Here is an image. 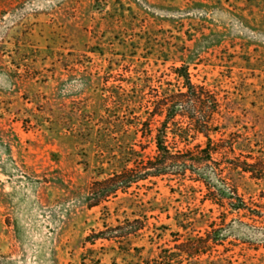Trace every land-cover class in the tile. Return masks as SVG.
I'll use <instances>...</instances> for the list:
<instances>
[{
  "label": "rangeland",
  "instance_id": "obj_1",
  "mask_svg": "<svg viewBox=\"0 0 264 264\" xmlns=\"http://www.w3.org/2000/svg\"><path fill=\"white\" fill-rule=\"evenodd\" d=\"M183 64L224 102L223 177L263 212L223 216L200 256L182 249L229 208L201 181L88 197L155 153L148 111ZM239 161L264 172V0H0V264H264V178Z\"/></svg>",
  "mask_w": 264,
  "mask_h": 264
},
{
  "label": "trees",
  "instance_id": "obj_2",
  "mask_svg": "<svg viewBox=\"0 0 264 264\" xmlns=\"http://www.w3.org/2000/svg\"><path fill=\"white\" fill-rule=\"evenodd\" d=\"M174 69L177 76L183 80L182 85L168 87L162 93L158 89L152 101L153 106L148 111L149 117H159L154 137L155 153L146 158H137L134 166L113 173L108 178L96 180L89 191V206L98 205L110 195H115L118 190L126 191L133 183L149 177L167 175L184 179L188 176L192 180L201 181L207 187V199L220 207L229 205V208L221 211L219 218L222 222L212 221V229L207 231L205 236L197 237L196 240L201 243H191L189 248L182 249L189 255L200 256L211 252L219 243L218 237L214 235L215 226L224 223L223 216L236 212L255 221L263 212L249 205L238 189L227 182L223 177L224 168L214 159V154L234 152L232 143L227 146L223 138L216 139L222 128L220 117L223 116L224 109V102L219 93L205 83L194 82L187 65L183 64ZM143 134L147 135L145 130ZM200 135L205 140L190 146L191 139L196 140ZM181 143H184L183 147H180ZM141 147L142 150L145 148L143 145ZM231 163L232 168H241L251 172L255 178H264V172L253 167L256 163ZM210 166L213 168L212 174L209 175L204 170ZM214 178L220 183L214 184Z\"/></svg>",
  "mask_w": 264,
  "mask_h": 264
}]
</instances>
